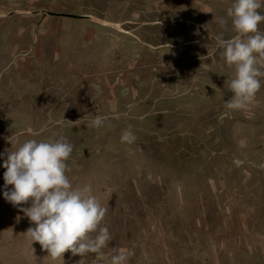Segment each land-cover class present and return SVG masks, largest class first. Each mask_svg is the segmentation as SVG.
Returning a JSON list of instances; mask_svg holds the SVG:
<instances>
[{
  "label": "rangeland",
  "instance_id": "1",
  "mask_svg": "<svg viewBox=\"0 0 264 264\" xmlns=\"http://www.w3.org/2000/svg\"><path fill=\"white\" fill-rule=\"evenodd\" d=\"M200 5L0 0V264H110L113 249L130 254L125 264H264V77L250 103L225 107L234 68L211 37L235 32L218 24L225 7ZM39 9L123 29L68 16L53 19L75 24H43ZM97 115L110 119L96 128ZM129 126L137 139L122 143ZM59 136L73 145L71 184H90L107 209L103 260H53L25 235L35 225L20 208L31 201L4 198L9 139Z\"/></svg>",
  "mask_w": 264,
  "mask_h": 264
},
{
  "label": "clouds",
  "instance_id": "2",
  "mask_svg": "<svg viewBox=\"0 0 264 264\" xmlns=\"http://www.w3.org/2000/svg\"><path fill=\"white\" fill-rule=\"evenodd\" d=\"M264 0H233L227 8L235 35L224 38L221 32L211 37L216 42L221 60L234 68V75L226 80V88L233 93L225 101L227 109H241L250 103L261 88L264 77V31L259 24L264 22ZM227 30L229 20H218ZM211 59V54L208 52ZM143 119L144 117H140ZM107 116H95L91 126L99 128L109 121ZM12 137V136H11ZM137 137L131 126L121 133V142L134 143ZM13 151L6 150L3 164L4 198L19 206L31 201L30 207L20 208L34 227L25 235L38 242L53 260L64 257L66 252L74 256L95 253L97 261L103 260L104 249L112 239L108 227L101 226L107 209L92 193V186L73 187L67 172V161L73 145L64 136L51 140L29 139L19 147L9 139ZM18 142V141H17ZM152 179L151 175L148 177ZM110 264H125L129 253L113 249Z\"/></svg>",
  "mask_w": 264,
  "mask_h": 264
},
{
  "label": "crops",
  "instance_id": "3",
  "mask_svg": "<svg viewBox=\"0 0 264 264\" xmlns=\"http://www.w3.org/2000/svg\"><path fill=\"white\" fill-rule=\"evenodd\" d=\"M195 2L198 4L200 3L201 7L205 10L207 9H210V8H213V7H225V9L227 10L228 7L231 6V4L233 3V0H195ZM56 16H59V15H50V16H47L45 17V19H43L42 23L43 24H49V23H52V24H75V23H72L71 20H64V19H53V18H58ZM226 16V15H225ZM60 18H63V17H60ZM229 20V23H231V19L228 18ZM81 26H83V23H81Z\"/></svg>",
  "mask_w": 264,
  "mask_h": 264
},
{
  "label": "water",
  "instance_id": "4",
  "mask_svg": "<svg viewBox=\"0 0 264 264\" xmlns=\"http://www.w3.org/2000/svg\"><path fill=\"white\" fill-rule=\"evenodd\" d=\"M40 12H43V14H49V15H59V16H68V17H74L79 19H89L95 22H99L104 25H109L113 27H117L119 29H123L121 27V24L119 22L115 21H107L104 19H101L93 14H83V13H74V12H61V11H53V10H46V9H39Z\"/></svg>",
  "mask_w": 264,
  "mask_h": 264
}]
</instances>
